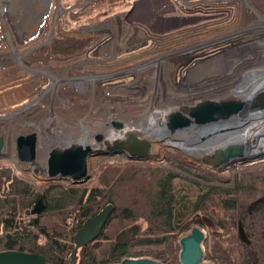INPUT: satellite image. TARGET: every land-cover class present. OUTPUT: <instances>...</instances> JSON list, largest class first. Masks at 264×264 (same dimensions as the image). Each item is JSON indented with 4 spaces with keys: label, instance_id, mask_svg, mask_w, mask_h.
<instances>
[{
    "label": "rangeland",
    "instance_id": "1",
    "mask_svg": "<svg viewBox=\"0 0 264 264\" xmlns=\"http://www.w3.org/2000/svg\"><path fill=\"white\" fill-rule=\"evenodd\" d=\"M118 1L0 0V119L9 115L15 117L5 121L6 130H0L2 153L5 156L0 159V164H9L37 191L47 184H65L64 181L47 179V159L52 152L56 154L57 151H63L72 142H84L88 146L85 141L91 142L93 137L107 129L104 125L99 129V122L112 126L111 121H116L124 126L129 120V117H126L128 120L125 118L126 115L133 118L147 117L154 109L156 115L161 108L166 110L171 106L172 110L181 106L179 111L182 112L185 107L184 112L188 113L202 101L223 103L229 90L232 91L229 96L231 101H239L243 98L239 90L246 94L247 87L241 85L243 82L233 86H228L226 82L235 83L245 76H252L261 82L257 93L263 90L264 0H169L176 8L173 13L187 16L172 25L157 21L160 12L171 8L164 0H134L136 4L128 17L116 12L115 6L122 4ZM104 9V15L94 20L95 14ZM71 11H76V17L72 16ZM147 24L151 28L149 34L142 33L146 31ZM5 29L9 31L8 35ZM55 37L90 43L76 56L58 59L52 57L49 51L50 42ZM244 54L245 58L237 61L235 57ZM230 60L235 62H228ZM213 70L218 71L219 75ZM188 71L184 81L178 83L179 76ZM229 71L232 72V82L226 81L219 87L224 92L217 93L220 89L213 88L204 93L201 91L194 97L193 83L208 80L215 74L226 76ZM197 73H201V76ZM194 74L198 75V79ZM171 76L176 77V82L170 80ZM116 84H119L116 88L128 93L120 91L121 98H97V94L102 95V92L115 93ZM155 87H158L159 93L161 88L162 93L152 101L150 91ZM105 101L107 105L115 106H111L115 108L111 119L100 118V114L96 123H93L95 125L86 123L89 129L83 128L85 126L81 121H75L70 126L64 122L65 129L59 133L60 128L56 125L60 124L61 127L62 122L53 118L55 113L61 115L69 111L82 114L83 117L86 112L99 110L98 105L105 106ZM252 107H259L252 113L261 114L252 118L253 121H248V125H241L237 131L229 132L221 127L192 134H176L173 130L165 135V130L160 131L155 125L158 130L153 132L154 137L151 138V130L139 127L144 131L142 135L134 131L139 143L148 145L150 138L151 150H155L157 156L154 154L153 159L134 162L121 153H109L108 158L103 160L99 154L90 158L89 153L88 166L99 159L101 161L93 170H87L88 178L83 187L93 183L98 168L103 164L155 165L178 172L167 158L228 178L222 185L231 187L237 172L264 164V160H261L242 165L241 156H253L264 151L249 149L242 140L230 139L240 137L245 132L264 133V124L259 127L252 124L257 117L264 121V98ZM103 110V115H106L107 111ZM117 113L123 119L118 118ZM77 122L83 127L79 128ZM39 130L46 132L47 146L42 150ZM29 133L36 137L35 157L32 162L21 163L15 157V138ZM161 139L172 143L164 145ZM217 141V145L212 146ZM41 151L46 152L44 161L40 157ZM143 226L144 221L138 220L130 229L135 232Z\"/></svg>",
    "mask_w": 264,
    "mask_h": 264
},
{
    "label": "trees",
    "instance_id": "2",
    "mask_svg": "<svg viewBox=\"0 0 264 264\" xmlns=\"http://www.w3.org/2000/svg\"><path fill=\"white\" fill-rule=\"evenodd\" d=\"M104 11L95 14L94 20ZM75 12L71 11L73 17ZM89 43L55 37L50 55L74 57ZM166 160L178 172L155 165L103 164L90 186L51 183L39 191L9 164H0V251L35 253L46 264H70L71 238L82 220L76 216L78 211L86 217L110 204L112 210L100 235L77 250L72 264L143 257L179 264L178 239L192 226L205 232L204 260L264 264V164L240 170L232 186L225 187L222 184L228 178L174 158ZM38 199L42 210L29 214ZM29 215L36 219V226L26 220ZM138 220L144 226L129 233Z\"/></svg>",
    "mask_w": 264,
    "mask_h": 264
},
{
    "label": "bare ground",
    "instance_id": "3",
    "mask_svg": "<svg viewBox=\"0 0 264 264\" xmlns=\"http://www.w3.org/2000/svg\"><path fill=\"white\" fill-rule=\"evenodd\" d=\"M47 2V1H46ZM52 5V4H51ZM38 7V6H37ZM37 7H31V9H37ZM19 20H24L22 18H17ZM42 19V17H41ZM42 23V22H41ZM40 23V24H41ZM40 24H39V27H40ZM18 27V26H17ZM5 32H6V35L9 34V31L7 32V29H5ZM255 44V43H254ZM253 48V47H252ZM255 49V48H253ZM30 51V50H29ZM29 51H27L26 53H29ZM249 52V51H248ZM20 56L22 55V53H18ZM16 54V56L18 55ZM25 54V53H24ZM18 55V56H19ZM242 56V57H241ZM241 56H236L235 58L238 60L240 59H243L245 58L246 54L244 55H241ZM226 58H229V57H226ZM233 60V59H232ZM204 62V61H203ZM230 63H233L230 61H228ZM211 63V62H210ZM223 63V62H222ZM227 63V62H226ZM221 64V63H220ZM227 65V64H226ZM225 65V66H226ZM228 66V65H227ZM210 68V67H209ZM220 68V67H219ZM196 70H199L198 68ZM215 70H218V69H215ZM217 75H219V72L218 71H214ZM173 73V72H172ZM225 73V72H223ZM189 74V71L187 72V74H184V75H180L178 78L179 80L177 81L178 83L182 82V80L187 77ZM198 74V73H197ZM214 75L212 76L211 78H209L208 80H203V81H194L195 83H193L194 85V91L193 92V95L194 97H196V94L205 90H210V89H213V88H217L220 89L219 87H222V85L226 82V81H231L232 82V72L229 71V73H227L226 76H221V73H220V76H217V75ZM234 74V73H233ZM166 76L169 75V72L165 74ZM197 79H198V75L201 76V73L196 75L194 74ZM252 76H248V77H241V79L238 81H236L235 83L232 82H226L228 86H233L234 84H236L237 82L238 83H241L243 82V86H246L247 87V90L244 94V91H240V93H242L243 95V98L239 101L238 100H234L233 102L231 101L232 98H230V94L232 93V91H228L229 94L227 97H225L223 103H209V105H215L217 106L218 110L213 112V113H209L207 114L204 118V120H208L209 122L211 121V123L209 124V126H202L198 123H196L194 121V119L190 116V112L192 110H195L197 109L198 106H200V104H202L203 102H201L199 105H197L196 107H194L192 110H190L188 113H185L184 111H186V108L184 107L183 108V112L182 111H179L182 107H177L176 109H171L170 108H167L166 110H164V108H161L160 110H158L156 112V115H154V109L147 117H134L133 116H128L126 115L125 118L129 117V120L127 122H125L126 124L121 125L119 123H117L116 121H111V124L112 126H108L107 123H102V122H99V129H101L100 127H102L104 125V127H106L107 129L103 132H100V134L96 135L95 137H93L91 139V142H87V145L88 146H85V143L84 142H72V144H69L68 146H66L65 149H70L73 147V149L75 148H78V147H82V146H85L87 148L90 149V158L92 156H95L96 154H99V156H101V160H103L104 158H108V154H109V151H110V148H113L114 145H123V147L125 146H131L133 149L134 147L135 148H140L145 146L144 149H146V155L148 156L149 159H153L154 158V152L152 149V142H151V139L149 138V142H148V145H142V143H139L138 141V138L135 136L136 134L134 133V131L137 133H140V135H142L144 133V131L139 128V127H144L146 129H149V131L151 130V138L154 137L153 136V132H156V127L155 125L157 126V128L161 130H165L164 134L165 135H168L166 134L167 132L170 133L171 131H173L172 129V124L170 123L171 122V118H174V117H177L178 119H181V120H185L188 122V127L187 128H182V129H174V131L177 133L181 132L182 134H192V133H200V132H203V131H208V130H215V129H218V128H221L223 127V129H226L228 130L229 132L230 131H237V129L241 126V125H248V121H253L252 118H256L257 114H261V112H258V113H252V111H257L259 109V107H256V108H253L252 105L255 104L256 102H260V100H263L264 98V85H263V90L261 91V93H257L259 92V89L258 87L260 86L259 83H261L260 81H258L256 78H251ZM258 78V77H257ZM254 79V80H253ZM172 82L175 81L176 82V77H172L171 76V79H170ZM99 81V80H98ZM184 81V80H183ZM192 81V80H191ZM249 83H251V86L249 87ZM119 84H116L115 86V90L116 91L115 93H113L112 91H109V92H102V95L101 94H97V98L101 97V99L103 98V100H107L108 97H111L110 99H113L114 98H121V96L119 95L120 94V91H123L121 90L120 88H116V87H119L118 86ZM237 85V84H236ZM239 87H240V84H238ZM129 86V85H128ZM108 88H111V87H108ZM260 88V87H259ZM262 88V87H261ZM153 90L150 91V96H151V100L154 101V98L156 99L157 98V95L158 94H161L162 93V89L160 88L161 90V93L157 92L158 90V87H155V88H151ZM166 89V88H165ZM193 89V88H192ZM100 90V89H99ZM106 90V89H104ZM150 90V89H149ZM238 90V89H237ZM125 94H127L128 92H126L125 90L123 91ZM220 92H224L220 89L219 92L217 93H220ZM238 92V93H239ZM99 93H101V90L99 91ZM149 93V92H148ZM191 93V92H190ZM227 93V92H226ZM180 94L182 95V93L180 92ZM179 94V95H180ZM216 94V93H214ZM185 95V94H184ZM206 95H209V94H206ZM213 95V93H212ZM226 95V94H225ZM204 96V95H203ZM237 96V95H236ZM181 97H184V96H181ZM198 97H201V96H198ZM258 97V99H257ZM125 98H126V95H125ZM256 98V100H254ZM185 99V98H184ZM163 100V99H162ZM166 102V101H165ZM105 103V106L104 105H98L99 107V110H95L93 112H86V115H83V117L79 114H74V113H71L69 111H66L65 114L64 112H62V114L60 115L59 113H55V115H53V118L57 121V122H62V125L60 127V124H57L56 126L60 128V134H61V131H64V127H63V123H67L69 126L71 124H75V121H81L82 125L85 126L83 127L80 123L76 124L78 125L79 128L83 127L86 129V123L88 124H91V125H95L93 124L94 122L96 123V121L98 120V116H100V118H110L112 117L111 115L112 112H114L115 108L111 107L112 105L114 106V104H112L111 106L107 105L106 101L104 102ZM207 103V102H206ZM152 104V103H151ZM183 104V103H182ZM263 104V103H262ZM196 105V104H195ZM237 105H241V109H238L239 107H237ZM256 106V105H255ZM115 107V106H114ZM106 110V115H103L102 113V110ZM103 110V111H104ZM178 110V111H177ZM97 113H94L96 112ZM51 113V112H50ZM94 113V114H92ZM92 116H90V115ZM187 114V115H186ZM16 115V114H15ZM51 115V114H50ZM93 115H95V118H93ZM18 116V115H17ZM118 118H122L120 114L117 113L116 115ZM161 116V117H160ZM80 117V118H78ZM116 117V119H117ZM15 118L14 115H9L7 118H1L0 119V130L2 129H5V121L7 119H13ZM25 118V117H24ZM52 118V117H50ZM49 118V119H50ZM52 118V119H53ZM97 119V120H96ZM111 119V118H110ZM123 119V118H122ZM133 120H137V122H133ZM161 121V124H160V121ZM84 121V122H83ZM11 122V121H10ZM44 122V121H43ZM42 122V123H43ZM129 123V124H128ZM145 123V124H143ZM136 124V125H135ZM170 124V125H169ZM239 124V125H238ZM252 124H254L253 126H261L262 124H264V121H261V119H255V122H253ZM127 125H131L130 127H128ZM159 125H161V128L159 127ZM233 125V126H232ZM40 127H43V126H40ZM48 127V126H47ZM88 128V127H87ZM137 128V129H136ZM46 129V127L44 128ZM74 129V128H72ZM71 129V130H72ZM89 129V128H88ZM115 129V130H113ZM141 129V130H140ZM6 130V129H5ZM39 135H41V139H40V149L42 150L43 148H45V146H47V143H46V135L44 131L42 130H39ZM133 132V133H132ZM103 133V134H102ZM232 133V132H231ZM158 136V135H157ZM181 136V135H180ZM234 136V135H233ZM146 137V136H145ZM148 138V137H146ZM0 139H2V137H0ZM168 139V138H167ZM165 139H161V143L166 145V144H170L172 142H168V140ZM230 139H235L236 141H240L242 140L243 143L249 148V149H253V150H262L264 151V133H261V134H249V132H245L244 134H242V136L240 137H235V138H230ZM229 139V140H230ZM143 140V138H142ZM165 141V142H163ZM172 141V140H170ZM219 141H217L216 143H213L212 146H215L217 145ZM46 145H44V144ZM140 144V145H139ZM56 145V144H55ZM61 149V148H60ZM72 149V150H73ZM78 150V149H76ZM46 152H40V157H42V160L44 161L45 157H46ZM122 154H125V153H122ZM258 154L256 155H253L251 157H253L252 159H250V163L248 162V164H251L252 162H256V161H261V160H264V156H257ZM247 157H250V156H247ZM100 159L98 161H96L95 163L93 162L91 165L88 166V161H89V158L86 157L85 159V166H86V171H91L93 170L92 168L96 167L97 163L101 161ZM247 164V163H246ZM56 165L57 163L55 162L54 164H52L53 166V171L55 170L56 168ZM48 172H50L49 170V166L46 167V173H47V178L50 177V175L48 174ZM52 177V176H51ZM46 178V177H45ZM44 178V179H45Z\"/></svg>",
    "mask_w": 264,
    "mask_h": 264
},
{
    "label": "water",
    "instance_id": "4",
    "mask_svg": "<svg viewBox=\"0 0 264 264\" xmlns=\"http://www.w3.org/2000/svg\"><path fill=\"white\" fill-rule=\"evenodd\" d=\"M200 104L197 109L192 110L190 112V116L194 119V121L202 126H209L211 121L204 120L205 116L209 113H213L218 110L217 106L209 105L212 102H205ZM205 102V103H204ZM238 109H241V105H237ZM172 129H184L187 128L188 122L184 119H178L177 117L171 118ZM144 143V142H143ZM140 145V144H139ZM145 145V144H144ZM35 146H36V137L33 133L18 135L15 138V157L16 159L23 162H32L35 157ZM145 146L134 149L129 145L123 147V145H114L113 148H110L111 153H125L127 159L131 161H143L146 158V149ZM68 148L63 151H57L56 154L51 153V157L47 159V166H49L50 172L48 174V180L52 178L54 180L64 181L70 185L80 184L86 181L88 178V174L85 166V159L87 155H89L90 149L87 147H78L76 149ZM257 156H264V152L262 154H258ZM5 157L2 153V141L0 140V159ZM253 157L241 156L240 161L241 164L250 163V159ZM57 163L55 170L53 171L52 164ZM52 175V177H51ZM194 179V178H193ZM43 205L41 201L38 199L32 207L29 209V214L35 215L40 213ZM112 206L110 204L105 205L100 209L98 213L94 216L86 219L79 228L75 230L72 235V249L69 255L70 263H73L75 259L76 250L89 243L93 239H95L108 214L111 212ZM42 232L43 229H41ZM132 232V229L128 231ZM238 233L240 239L245 241L244 234L238 226ZM47 235V234H46ZM205 239V232L199 228L198 226H192L190 231L181 236L178 239V262L179 264H212L209 261L203 260V251H202V243ZM0 264H46L43 258L35 253H25L14 250H6L0 251ZM113 264H163L158 260L152 258H125L119 262Z\"/></svg>",
    "mask_w": 264,
    "mask_h": 264
},
{
    "label": "flooded vegetation",
    "instance_id": "5",
    "mask_svg": "<svg viewBox=\"0 0 264 264\" xmlns=\"http://www.w3.org/2000/svg\"><path fill=\"white\" fill-rule=\"evenodd\" d=\"M139 1H144V0H139ZM118 2H121L122 4L121 5H119L120 3H118V5L117 6H115L116 7V12H118V13H120V14H124V16L126 15L127 17L130 15V13L132 12V9L134 8V6H135V2L134 1H128V0H119ZM170 3V5H171V7H172V10L173 11H166V12H164V13H161L158 17H157V21L158 22H160L161 24H167V25H172V24H174V23H176L177 21H180L181 19H184L185 17H187V16H185V15H177V14H175V13H173L174 11H175V9L176 8H174V4L172 5L171 4V2H169ZM122 11V12H121ZM124 12V13H123ZM120 16H122V15H120ZM120 16H117V17H120ZM129 21V20H128ZM147 29H146V31H144V32H146V33H148L149 34V32H150V30H151V28H150V26L147 24ZM83 183H86L85 181L83 182ZM83 183H80V184H75L74 186H79V187H81V186H83ZM65 184H68L67 182H65ZM68 185H70V184H68ZM85 185V184H84ZM85 187V186H84ZM100 211V209L98 210V211H96L94 214H92V215H90V216H86V217H82L81 216V211H78V213L76 214V216L78 217V218H80V219H82L81 220V222H80V225H79V227L81 226V224L86 220V219H88V218H90V217H92V216H94L96 213H98ZM110 214V213H109ZM109 214H108V216H109ZM30 217L29 218H27V220H30L31 222H29V224L31 225H33V226H36V219L35 218H33V216L32 215H29ZM107 216V217H108ZM106 220H107V218H106ZM106 220H105V222H106ZM105 222H104V224H105ZM104 224H103V226H104ZM102 226V227H103ZM78 227V228H79ZM41 229L42 228H40V227H38V231L39 232H41L42 234H44V232H42L41 231ZM101 230H102V228H101ZM101 230H100V232H101ZM133 231V230H132ZM100 232H99V234H98V236L100 235ZM45 235V234H44ZM46 236V235H45ZM97 236V237H98ZM96 237V238H97ZM95 238V239H96ZM95 239H93L92 241H94ZM92 241H90L89 243H91ZM88 244V243H87ZM87 244H85V245H87ZM84 245V246H85ZM81 247H83V246H81ZM81 247H79L77 250H79ZM77 250H76V252H77ZM75 255H76V253H75ZM112 255V253H109V256H111ZM147 258V257H146ZM125 259V258H124ZM74 261H75V259L73 260V263H74ZM121 261V260H120ZM69 262H70V260H69ZM119 262V261H118ZM113 263H116V262H113ZM113 263H107V264H113ZM70 264H72V263H70Z\"/></svg>",
    "mask_w": 264,
    "mask_h": 264
},
{
    "label": "crops",
    "instance_id": "6",
    "mask_svg": "<svg viewBox=\"0 0 264 264\" xmlns=\"http://www.w3.org/2000/svg\"><path fill=\"white\" fill-rule=\"evenodd\" d=\"M128 1H131V0H128ZM134 1V0H133ZM159 1V0H158ZM165 1V4L169 7H171V5H170V3H169V0H164ZM135 2V1H134ZM166 11H173L172 10V7L170 8V9H166L165 11H162V12H160L158 15H157V17L161 14V13H164V12H166ZM119 19V18H118ZM117 19V20H118ZM149 25V24H148ZM150 26V25H149Z\"/></svg>",
    "mask_w": 264,
    "mask_h": 264
},
{
    "label": "built area",
    "instance_id": "7",
    "mask_svg": "<svg viewBox=\"0 0 264 264\" xmlns=\"http://www.w3.org/2000/svg\"><path fill=\"white\" fill-rule=\"evenodd\" d=\"M138 29V28H137ZM140 30V29H139ZM140 31H142V30H140ZM142 33H145L144 31H142ZM148 37V36H147ZM109 153H111V150L109 151ZM113 153V152H112ZM121 154L123 153V152H120ZM123 155H125V154H123ZM149 158H148V156L146 155V158L143 160V161H141V162H144V161H147ZM134 162H136V161H134ZM48 179V178H47ZM53 179V178H52Z\"/></svg>",
    "mask_w": 264,
    "mask_h": 264
}]
</instances>
